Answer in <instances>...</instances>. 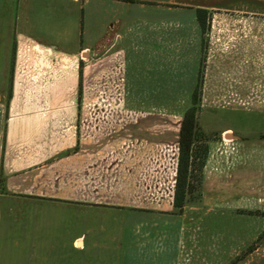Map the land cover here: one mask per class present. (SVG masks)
Masks as SVG:
<instances>
[{"label": "crops", "instance_id": "obj_1", "mask_svg": "<svg viewBox=\"0 0 264 264\" xmlns=\"http://www.w3.org/2000/svg\"><path fill=\"white\" fill-rule=\"evenodd\" d=\"M149 1L0 0V264L186 260L190 222L173 206L184 109L147 102L193 36L177 7ZM200 52L188 51L192 87ZM228 76L253 73L236 63ZM211 137L200 205L250 196L260 210L264 137Z\"/></svg>", "mask_w": 264, "mask_h": 264}, {"label": "rangeland", "instance_id": "obj_2", "mask_svg": "<svg viewBox=\"0 0 264 264\" xmlns=\"http://www.w3.org/2000/svg\"><path fill=\"white\" fill-rule=\"evenodd\" d=\"M162 2L178 8L173 12L189 27L186 33L193 40L188 48L185 41L176 50L179 56L172 64L174 69L170 75L164 71L155 86L157 96L162 98L153 100L154 95L149 94L153 96V101L147 102L149 107L167 113L182 111L189 104L194 87L189 78L188 51L199 45L201 59L195 81L199 82L200 76V128L216 140H242L252 148L258 138L264 137V117L253 111L264 110V0ZM197 7L206 9L204 31L195 29L194 24L189 26ZM236 63L253 73L252 78L245 76L240 85L226 78L227 73L232 76ZM225 128L230 130L223 135ZM250 182L245 185L248 191H252ZM252 200L249 196L244 198L245 203L238 200L220 211L202 207L199 199L187 202L188 207L183 210L185 204L178 211L190 222L188 247L183 241L180 244V253L186 254V260L180 264H264V202L257 210Z\"/></svg>", "mask_w": 264, "mask_h": 264}, {"label": "trees", "instance_id": "obj_3", "mask_svg": "<svg viewBox=\"0 0 264 264\" xmlns=\"http://www.w3.org/2000/svg\"><path fill=\"white\" fill-rule=\"evenodd\" d=\"M195 12L199 28L204 31L206 9L197 7ZM200 80L199 76L190 102L183 110L179 129V153L173 193V206L176 211H180L187 202L200 198L202 171L209 154L211 137L200 128L197 120L201 101Z\"/></svg>", "mask_w": 264, "mask_h": 264}, {"label": "built area", "instance_id": "obj_4", "mask_svg": "<svg viewBox=\"0 0 264 264\" xmlns=\"http://www.w3.org/2000/svg\"><path fill=\"white\" fill-rule=\"evenodd\" d=\"M82 58V56H80Z\"/></svg>", "mask_w": 264, "mask_h": 264}]
</instances>
